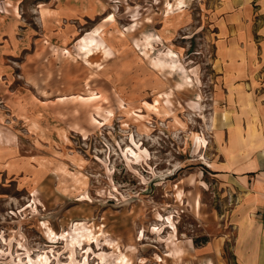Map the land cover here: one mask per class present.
<instances>
[{"label": "rangeland", "instance_id": "1", "mask_svg": "<svg viewBox=\"0 0 264 264\" xmlns=\"http://www.w3.org/2000/svg\"><path fill=\"white\" fill-rule=\"evenodd\" d=\"M227 7L0 0V264H233L264 69Z\"/></svg>", "mask_w": 264, "mask_h": 264}, {"label": "crops", "instance_id": "2", "mask_svg": "<svg viewBox=\"0 0 264 264\" xmlns=\"http://www.w3.org/2000/svg\"><path fill=\"white\" fill-rule=\"evenodd\" d=\"M227 5L224 34L237 28L243 32H240L243 40H239L243 44L226 51L237 61L241 58L252 61L256 54L252 41L256 33L261 39L257 46V68L264 69V0H227ZM260 139L261 145L252 152L253 167L238 171L243 191L228 212L227 225L233 232L228 239L233 264H264V133ZM238 192L239 189L235 191Z\"/></svg>", "mask_w": 264, "mask_h": 264}]
</instances>
